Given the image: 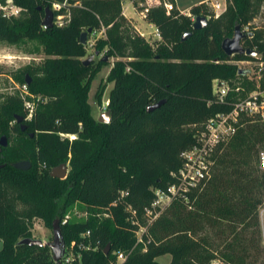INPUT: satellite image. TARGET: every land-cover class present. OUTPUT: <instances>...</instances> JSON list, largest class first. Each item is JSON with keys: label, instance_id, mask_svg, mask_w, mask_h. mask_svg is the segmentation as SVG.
I'll list each match as a JSON object with an SVG mask.
<instances>
[{"label": "trees", "instance_id": "trees-1", "mask_svg": "<svg viewBox=\"0 0 264 264\" xmlns=\"http://www.w3.org/2000/svg\"><path fill=\"white\" fill-rule=\"evenodd\" d=\"M12 1L24 15L0 16V40L30 41L31 51L40 48L47 56L13 74L22 83L27 73V89L39 96L31 117L24 118L22 100L15 93H6L0 103V133L7 136L12 127L20 135L13 146L6 144L0 151V264H61L51 259L47 245L18 240L30 237L29 218L37 216L51 227L75 200L110 210L101 219L90 215L58 222L65 244L72 240L89 244L81 250L80 264H112L113 250L127 253L119 264H161L156 256L164 253L171 254L169 264H207L215 257L229 264H264L259 226L264 169L258 158L264 149V120L254 116H244L236 132L218 145L204 185L172 198L147 225L144 244L134 232L146 224L145 208L155 197L154 188H166L176 180L172 172L181 166L182 152L196 144L203 122L230 108L217 99L213 80L247 86L240 80L247 71L236 61L252 60L257 63V84L264 87L263 26L244 33L242 39L245 47L258 51L256 56L227 55L221 49L222 39L233 34L236 24L241 28L249 24L264 0H225L218 16L207 1L192 4L189 13L176 6L166 12L162 4L151 5L144 18L158 29L160 38L153 41L130 24L121 0H66L59 10L51 4L65 0ZM45 6L53 16L68 9L69 21L43 27ZM196 15L207 18L204 27H192ZM84 26L103 28L105 38L97 48L106 47L108 57H115L105 79L112 82L107 123L93 117L87 101L91 80L107 59L101 56L83 64ZM184 31L191 34L181 39ZM105 84H98L96 99ZM235 95L229 93L230 98ZM160 99H165L160 106L146 109ZM14 115L22 117L24 130L15 120L8 125ZM61 133L77 136L70 140ZM16 160L29 161V167H13L10 163ZM61 161H68L67 176H50L47 167ZM42 162L45 167L38 166ZM3 182L18 190L20 209L12 207ZM87 229L90 235L83 236Z\"/></svg>", "mask_w": 264, "mask_h": 264}, {"label": "built area", "instance_id": "built-area-1", "mask_svg": "<svg viewBox=\"0 0 264 264\" xmlns=\"http://www.w3.org/2000/svg\"><path fill=\"white\" fill-rule=\"evenodd\" d=\"M62 3L53 2L51 8L57 10ZM157 4H162L166 12H169L174 7L171 0H149L138 3L142 7L138 12L144 18L147 7ZM211 8L214 11V16H218L224 9V7H221L219 1L211 2ZM20 10L21 7L16 5L12 0H0V16H17ZM55 24L62 25L59 22ZM41 25L45 27L43 24ZM137 30L139 34L145 37L143 31ZM156 32L159 35L157 27ZM261 64L262 62L258 63V65ZM17 89L25 110L24 118L29 119L34 110V95L27 89L25 82L17 85ZM240 90H244V87L239 82L233 85L225 79L215 78L213 80V91L217 99L219 102L229 104L230 108L226 111L222 110L214 113L203 122V126L197 132L196 144L182 152V164L177 171L172 172L176 180L164 189H154L155 197L151 204L145 208L148 223L146 222L144 226L140 225L141 229L145 230L147 225L160 214L163 207L172 198L178 196L183 197L188 190L198 187L201 188L204 185L213 165V153L218 148V145L228 140L236 132L244 116H254L264 120V87L257 85L255 89L253 88L251 91L246 92L243 96L239 94ZM230 92H236L237 95L230 98ZM61 136L68 137L72 140L77 134L61 133ZM258 158L261 168L264 169V149L259 151ZM129 209L132 214L135 213L134 209ZM68 217L69 215L65 214L62 219H59V222L65 223ZM259 226L262 241H264V203L259 207ZM82 235H90V230L87 229ZM141 240V237L137 238V241ZM89 247V244H77L72 240L68 244H65L63 256L57 262L61 264H80L81 250ZM112 252L116 255L115 261L112 264L121 263L127 256V253L123 250H113ZM209 264L229 263L215 257L209 261Z\"/></svg>", "mask_w": 264, "mask_h": 264}, {"label": "rangeland", "instance_id": "rangeland-1", "mask_svg": "<svg viewBox=\"0 0 264 264\" xmlns=\"http://www.w3.org/2000/svg\"><path fill=\"white\" fill-rule=\"evenodd\" d=\"M147 1L149 0H121L122 13L127 17V19H129L130 24L133 25L136 31H138L137 29L143 30V27H142L143 19L142 17L140 18L141 15L138 12L139 10L138 3L147 2ZM201 1H205V0H175V4L181 11H185L192 4H195ZM215 1L217 0H213L212 2H215ZM65 3H66V0L62 3L61 6L57 8V10H59V8L61 7H64V5H66ZM207 3L209 7L211 8V1H208ZM221 7H225V3L222 4ZM20 11L21 12H19L18 16H23L24 15L22 12L23 9L21 8ZM68 21H69L68 9L59 11L55 16H53L52 14V23L59 22V23L65 24ZM261 26L264 27V5L261 6L259 12L255 15V17L251 20L249 24L245 25L242 28L240 27V28L243 31V33H246V32L248 33L254 28L261 27ZM87 28L88 27H85V26L82 27L81 32L87 30ZM145 30L152 31L153 27L146 26ZM104 38H105V34L103 31V28L101 29L92 28V30L87 33V40L84 43L85 54L82 56V58H86L89 55H92L93 59L96 61L101 56H105V55L108 56L106 53V47L97 48V42ZM148 39L150 41L154 40L152 39V36L151 38H148ZM31 47H32V44L30 43V41L26 42L25 44H21V43H14V42H7L5 40H0V103L4 100V95L6 93H15L19 96L17 85H19L20 83H18L14 79L13 74L18 71L23 70L26 67H32L34 65L40 64L43 61V59L47 56L42 52L40 48L38 50L31 51L30 50ZM114 59H115L114 56H109L107 59V63L101 65V67L99 68V70L97 71V73L95 74L94 78L91 80V83H90V89L88 92L87 101L89 102V105H90L91 114L96 119L99 113L106 109V105L108 102L107 95H108L109 89L112 86V82L111 81L105 82V79H106L107 73ZM236 64L238 67L242 69H247V75L245 79H240V80H243L247 84V86H244V90L246 92H249L253 88L255 89L258 85L257 84L258 83V68H257L256 61L238 60L236 61ZM100 82L106 83L105 84L106 86H105V89L103 91V94L100 100H98L94 97V93ZM33 95H34L33 104L35 107L37 97L39 96L38 94H34V93ZM22 106H23V103H22ZM13 123H14V119L8 121L9 126L12 125ZM2 134L4 133H0V135ZM19 138H20L19 133L17 131H14L12 127H10L9 133L6 136L7 145L13 146V144H15L16 140ZM59 163H62V161L49 165L47 167L48 171L51 167ZM66 163H67V174H68L69 172L68 161H66ZM38 166L45 167V164L44 162H42V163H39ZM156 188H159V187H156ZM2 190L5 191L8 198L12 200V207L14 209H20L22 205L19 199L17 198L18 190L15 188V186L11 185L9 182H3ZM65 214L69 215L67 220L80 219V218L85 219L89 217L90 215H95L96 217L101 219L102 217L108 216L110 214V210H108V207L93 209L92 207H87L86 205H80V201L75 200L72 206L69 207L64 212L62 217ZM146 222L148 223L147 216H146ZM140 225H143V224H140ZM140 225L136 229L137 231L134 230L136 239L139 237L142 238V233L146 231V229L145 230L141 229ZM26 226H27V231L29 232L30 237L39 238L41 239L42 242H45L51 239V229L49 226L44 225L41 218L37 216H33L29 218V220L26 222ZM140 242H143L144 244L143 238ZM262 244L264 245V241H262ZM170 259H171L170 253H164V254H160L156 256V260L160 262L161 264H169ZM207 264H209V262Z\"/></svg>", "mask_w": 264, "mask_h": 264}, {"label": "water", "instance_id": "water-1", "mask_svg": "<svg viewBox=\"0 0 264 264\" xmlns=\"http://www.w3.org/2000/svg\"><path fill=\"white\" fill-rule=\"evenodd\" d=\"M43 17L41 19V24L44 26H50L52 24V10L49 6H45L43 8ZM207 24V18L203 15H196L192 21V27L202 28ZM92 30L91 27H88L87 30L82 31L80 33V42L85 43L87 40V33ZM191 34V31H184L181 35V39L187 38ZM244 37V33L241 30L240 26L236 24L234 26L233 34L231 36L224 37L221 41V49L227 54L232 55L235 53H244L247 55L256 56L258 54V51L253 47H245L242 44V39ZM93 58L92 55H89L86 58H83L82 62L83 64H87L91 59ZM103 60L108 59V56H103ZM247 69H245V72ZM24 82L27 84L29 82V76L27 73L24 75ZM165 99H160L154 103H151L147 105L146 109L148 111L160 106ZM14 120L18 122L19 129L24 130L26 127V124L22 121V117L20 115H14ZM97 120L99 122H109L110 121V111L109 109H105L101 111L97 117ZM30 136L32 135V132L28 133ZM7 144L6 136L4 134L0 135V149L1 147L5 146ZM13 167L18 169H26L29 167V161L27 160H16L10 163ZM2 164L0 163V166ZM49 175L57 178H65L67 175V163L62 162L59 163L49 169ZM59 219L54 218L51 221V239L45 242H42L39 238H33V237H22L18 240V243L23 244H36V245H47L50 251V256L53 261H58L59 258L63 256L64 250H65V242L63 239V236L61 234V230H59L58 225ZM2 245V241H0V247ZM110 248V245L107 244L105 247V253L108 252Z\"/></svg>", "mask_w": 264, "mask_h": 264}, {"label": "crops", "instance_id": "crops-1", "mask_svg": "<svg viewBox=\"0 0 264 264\" xmlns=\"http://www.w3.org/2000/svg\"><path fill=\"white\" fill-rule=\"evenodd\" d=\"M205 1H213V0H205ZM217 1H219L220 2V4L222 5V4H224L225 3V0H222V1H220V0H217ZM172 2H173V4L176 6V4H175V0H172ZM177 7V6H176ZM190 7V6H189ZM178 8V7H177ZM179 9V8H178ZM180 10V9H179ZM181 11V10H180ZM181 12H184V13H189V8L188 9H186L185 11H181ZM140 18H141V16H140ZM142 19H143V21H142V27H143V30H140V31H143L144 32V34H145V38L146 39H148V38H151V36H152V39H159L160 37H159V35L157 34V32H156V26L155 25H153L152 23H149V22H147L146 20H145V18H143L142 17ZM144 22V23H143ZM146 23V24H145ZM146 26H150V27H153V30L152 31H146L145 29H146ZM108 100V99H107Z\"/></svg>", "mask_w": 264, "mask_h": 264}]
</instances>
